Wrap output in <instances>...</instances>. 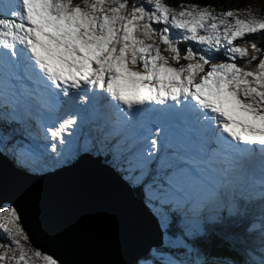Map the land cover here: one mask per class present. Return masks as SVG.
Wrapping results in <instances>:
<instances>
[{"label":"snow or ice","instance_id":"snow-or-ice-1","mask_svg":"<svg viewBox=\"0 0 264 264\" xmlns=\"http://www.w3.org/2000/svg\"><path fill=\"white\" fill-rule=\"evenodd\" d=\"M259 11L0 0V264H264Z\"/></svg>","mask_w":264,"mask_h":264},{"label":"water","instance_id":"water-1","mask_svg":"<svg viewBox=\"0 0 264 264\" xmlns=\"http://www.w3.org/2000/svg\"><path fill=\"white\" fill-rule=\"evenodd\" d=\"M0 173L12 176L13 183L17 188V192L21 199L25 200L26 205L30 204L29 193L40 187L54 186L59 182V177H50L48 179H28L23 176H17L12 170L11 166L0 159ZM115 186V182L113 181ZM124 202L129 211L136 217L137 221L141 224L143 230V243H151L154 238L153 229L149 226L146 215L141 211L138 202L132 200L130 197L125 196ZM31 219V216H29ZM64 258L71 261L75 259V255L71 250H66Z\"/></svg>","mask_w":264,"mask_h":264},{"label":"trees","instance_id":"trees-1","mask_svg":"<svg viewBox=\"0 0 264 264\" xmlns=\"http://www.w3.org/2000/svg\"><path fill=\"white\" fill-rule=\"evenodd\" d=\"M253 0H195V2H207L214 6L217 12L221 11L222 7H232V8H244L249 6ZM166 3H174L176 0H165ZM184 2H188V0H184ZM260 16H264V8L258 12ZM258 43H264V41H258ZM243 61H240L242 63Z\"/></svg>","mask_w":264,"mask_h":264},{"label":"rangeland","instance_id":"rangeland-1","mask_svg":"<svg viewBox=\"0 0 264 264\" xmlns=\"http://www.w3.org/2000/svg\"><path fill=\"white\" fill-rule=\"evenodd\" d=\"M249 6H251L253 9L261 10V8H264V0H253L251 3H249ZM258 15L260 14L258 13ZM241 18H245V17H241ZM181 46L183 47L185 45H181ZM249 51H251L250 48Z\"/></svg>","mask_w":264,"mask_h":264}]
</instances>
